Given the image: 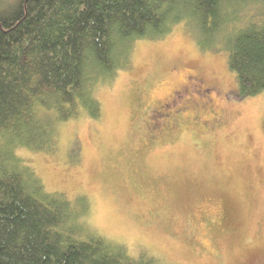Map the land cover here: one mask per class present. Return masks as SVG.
Masks as SVG:
<instances>
[{"label":"rangeland","instance_id":"obj_1","mask_svg":"<svg viewBox=\"0 0 264 264\" xmlns=\"http://www.w3.org/2000/svg\"><path fill=\"white\" fill-rule=\"evenodd\" d=\"M95 96L100 117L51 118V147L18 150L88 233L166 264H264V90L240 95L226 53L178 25Z\"/></svg>","mask_w":264,"mask_h":264},{"label":"trees","instance_id":"obj_2","mask_svg":"<svg viewBox=\"0 0 264 264\" xmlns=\"http://www.w3.org/2000/svg\"><path fill=\"white\" fill-rule=\"evenodd\" d=\"M178 25L226 53L240 95L264 90V0H0V264H166L88 233L18 150L51 147V118L100 117L95 88Z\"/></svg>","mask_w":264,"mask_h":264},{"label":"flooded vegetation","instance_id":"obj_3","mask_svg":"<svg viewBox=\"0 0 264 264\" xmlns=\"http://www.w3.org/2000/svg\"><path fill=\"white\" fill-rule=\"evenodd\" d=\"M148 119H151V118H148ZM148 123H149V120H148ZM177 125H178V123H177ZM209 125H210V129H215L219 126V123L217 121H215V119H213L210 121ZM164 128H165V126H164ZM174 129H175V127L173 129H162L161 131L159 129H156V130H158V133L160 132L161 136H162V134H164L162 136V138L165 140V133H170V132L173 133ZM147 132H148V135H151V138H152V136H153L152 132L148 131V130H147Z\"/></svg>","mask_w":264,"mask_h":264}]
</instances>
